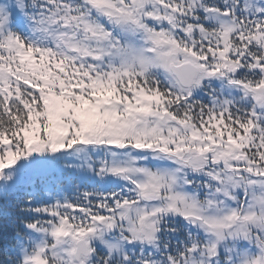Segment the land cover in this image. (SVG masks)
I'll return each instance as SVG.
<instances>
[{
  "label": "snow or ice",
  "instance_id": "1",
  "mask_svg": "<svg viewBox=\"0 0 264 264\" xmlns=\"http://www.w3.org/2000/svg\"><path fill=\"white\" fill-rule=\"evenodd\" d=\"M0 264H264V0H0Z\"/></svg>",
  "mask_w": 264,
  "mask_h": 264
}]
</instances>
